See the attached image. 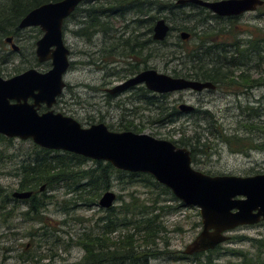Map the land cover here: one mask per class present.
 <instances>
[{
	"label": "rangeland",
	"instance_id": "rangeland-1",
	"mask_svg": "<svg viewBox=\"0 0 264 264\" xmlns=\"http://www.w3.org/2000/svg\"><path fill=\"white\" fill-rule=\"evenodd\" d=\"M101 1L103 2V0ZM149 1H159L163 5H169L175 4L177 0ZM80 9H87V5L81 4ZM174 12L178 13L175 17L168 11L158 13L157 10L151 9L149 15L156 16L157 19H165L170 27L176 29L184 25L195 27L197 33L202 31L203 28L198 25L199 23L193 16L195 11H192L190 7L185 6ZM182 13L188 15L185 20L181 18ZM210 14L209 18H206V13L202 14V17L207 19L206 23L210 28L217 31L224 27L223 33L226 36L219 35L217 38L218 41L221 40L219 44L224 41L229 42L228 44L239 41L241 49H250L252 44L259 43V52L245 54L244 58L237 61V66L233 67L232 63L229 64L222 57L223 64L231 67L237 75L245 73L247 79L257 81L254 88H246L243 84H223L214 91L185 90L170 93L164 97L134 90L133 92H124L114 99H106L104 89L122 81L121 78L127 75L125 71L129 64L133 66L139 63L140 70L154 69L159 73L176 77L173 74V69L180 72L183 66L180 61L172 58L171 52L176 51L182 54V49L191 50L197 40L190 38L185 41L188 44L178 47V43L184 42L178 36L182 31L174 30L167 38L165 50H160L159 45H151L148 49L151 53L154 49L152 56H148L145 51L144 53L140 52L139 56L135 52L132 57H122L126 51L120 47L121 37H130L133 32L139 35L145 33L144 28H136L131 23V20L136 16L129 14L124 18L119 16L105 18L108 20L102 22L109 25L112 33L107 39L99 32L88 38H83L79 37L76 31L87 20L83 13L77 12L64 25V42L70 50L71 65L64 76L67 87L53 109L74 118L82 127L102 122L110 131L121 132L125 131L124 128L127 126L132 129L134 127L129 126H136L141 133L170 142L171 140L176 141L182 132L187 131L186 135H192L196 130L197 136H203L201 143L208 141L210 149L207 150V154H201L198 150L194 153V162L192 161L191 165L193 169L212 176H252L264 173V130L258 132L259 128L257 129L255 125L252 128L248 127L249 120H252L253 124L257 121H260L261 124L264 123V5L254 12L244 13L231 22L213 18L212 16L215 15L211 12ZM228 33H231L232 36L228 37ZM39 34V30L36 28L20 31L14 40L20 49L18 55L13 54L10 46L4 40L0 43V76L2 78L15 75L17 73L15 67H18L21 72L28 68L45 69L44 66L36 65L28 55L31 42L39 37ZM143 41L144 36L141 38V42ZM103 46L106 48L111 46L113 50L117 47L118 50L117 52L111 50L107 54L109 57H113L111 62L104 64L99 69L97 64L98 62L102 63L99 52ZM211 55L215 60L216 53L212 52ZM228 55L231 58V54L228 53ZM160 104L166 109L186 104L194 107L201 114L184 113L175 123L167 125L160 121L157 122L160 119V112L157 109ZM203 111L208 113L207 120H205ZM250 114H253L251 119L248 118ZM212 122L215 131L220 130L225 137L249 139L256 148H250L249 144H244L245 148L250 149L244 153H236L233 149L239 148V145L233 144L232 150H230L225 143L220 141L217 134L215 138L207 136L206 129ZM250 129L251 132H249ZM207 137L206 141L204 138ZM194 140L197 139L194 138ZM33 145L30 140L9 139L0 135V187L10 197L13 192L18 191L21 178L17 172L20 166L29 160L30 153H33ZM186 149L189 150V148ZM52 155L55 154L52 153ZM93 166L94 160L87 159L83 164H76L74 170L78 173ZM107 191L113 192L116 196L112 206L115 208H119L124 202H129L131 197H137L140 202L147 204L157 197L158 205L164 207L161 220L166 227V233L158 243L159 248L168 253L156 259H150L149 264H193L192 258L183 257L182 251L201 231L202 225L197 208L181 205L179 200L173 199L170 195L158 194V188L145 187L140 182L128 184V177L123 174L112 175ZM104 192V190L97 192L99 197L91 206H87L85 201L87 197L91 196L90 194H94L88 187H80L75 190V185L70 188L61 185L39 193L38 200L43 204L41 211L43 222L24 219L23 213L27 211L28 204L22 200L17 202V205H8L6 213L11 207L15 211L11 216L0 215V264H23L17 257L24 256L25 250H29L36 256H47L44 263L71 264L79 262L84 252L75 244V240L84 233L96 235L101 232L107 212L98 206V201ZM45 226H48L53 234V239L49 241L41 237ZM124 232L125 230H118L112 237H118ZM227 235L229 240L221 244L220 250L217 252L218 260L221 262L237 260L231 253L232 250L256 253L251 240L264 238V222L235 228ZM53 240L56 241L53 242ZM27 245L28 247L25 249ZM37 259L24 264H31Z\"/></svg>",
	"mask_w": 264,
	"mask_h": 264
},
{
	"label": "water",
	"instance_id": "water-1",
	"mask_svg": "<svg viewBox=\"0 0 264 264\" xmlns=\"http://www.w3.org/2000/svg\"><path fill=\"white\" fill-rule=\"evenodd\" d=\"M82 1L45 3L21 19L19 29L39 27L44 33L36 42V56L39 62L51 61V69L46 73L29 69L10 78L0 77V135L30 140L43 149L107 162L120 171L152 176L184 206L195 207L199 211L201 231L182 251L184 255L213 250L228 241L227 233L235 228L264 222V174H204L192 168L188 149L177 147L168 140L133 131H110L103 123L82 127L74 118L51 110L65 86L63 75L69 66L68 50L62 40L63 21ZM175 3L193 4L226 18L254 12L264 5L263 0H177ZM152 32V39L162 42L170 32V25L160 18L154 23ZM179 38L186 41L190 34L182 31ZM7 41L11 42V38ZM140 84L157 94L185 90L201 92L215 88L211 82L171 77L146 69L109 92H121ZM29 98L33 99L32 104L28 103ZM41 103L48 111L39 114ZM178 107L183 112L193 109L186 104ZM43 189L41 186L39 191ZM31 195L30 191L12 193L18 200L29 199ZM115 200V194L106 191L98 206L109 209Z\"/></svg>",
	"mask_w": 264,
	"mask_h": 264
},
{
	"label": "trees",
	"instance_id": "trees-1",
	"mask_svg": "<svg viewBox=\"0 0 264 264\" xmlns=\"http://www.w3.org/2000/svg\"><path fill=\"white\" fill-rule=\"evenodd\" d=\"M55 1L59 0L0 1V43L3 42L5 37L16 35L18 31V22L31 9L41 4ZM83 3L87 5V9L77 10L83 13L87 20L86 27L79 32L82 37H90V34L86 32L87 30L94 29L97 31L105 29L104 23L100 22L102 20H108L105 18H112L115 16L124 18L129 14H134L136 16L132 20L138 19L140 21L139 24L145 29V33H143L144 41L135 43L134 40L129 37L128 41L122 44L123 46L125 45V50L128 51V55L125 56L129 57H132L135 52L136 55L139 56L140 52L144 53L145 51L148 56H152L151 54L154 53V49H152V53L148 49L151 45H159L160 50H165V46H167V39L162 42H155L151 38L152 27L157 20L156 16L153 17L149 15L151 9L157 10L158 13L168 11V13L170 12L171 15L175 17L178 14L174 12L175 10L188 6L192 11H195L193 12V16H195L196 22L199 23L198 25H201L203 29L200 33H197L194 26V28H192L182 25L177 29L175 27H170L171 32L174 30L186 31L190 34V38H196L197 40L191 50L182 49V54L176 51L171 52L172 58L180 61L183 66L180 72L173 69L174 76L202 82L210 81L215 85L249 83L244 73L237 75L235 72L227 71L226 69L230 67L223 64L222 57L224 60H227L229 64L232 63L233 67L237 66V61H239L240 58H244L245 54L255 51L259 52V43L256 42L252 44L250 49H241L239 41H235L231 44L224 41V43L219 44V41H221L217 40L219 35H221V37L226 36L223 33L224 27L219 28L217 31L210 28L206 23L207 19L202 17V14L206 13V18H209L211 14L204 8L193 4L163 5L159 1L155 2L149 0H103V2L101 0H84ZM181 12H183V10H181ZM181 16L183 20L188 17V15L184 13H182ZM212 17L217 18L215 16ZM238 17L219 19L231 22V20H235ZM136 24L137 23L134 25L138 28ZM227 36L229 37L232 35L228 33ZM184 44L188 43L184 41L181 42V44L178 43L177 46L183 47ZM212 52L216 53L214 57L215 60L211 57ZM228 53L231 54V58ZM134 65L130 73L139 71V65L135 67ZM15 71L20 72V69L15 67ZM142 92L148 94L144 89ZM147 99L144 100L146 101ZM157 109L160 112V119H158L157 122L160 121L167 125L175 123L181 116L176 106L166 109L160 104ZM196 112L197 115L201 114L200 111ZM202 113L204 115L205 112L203 111ZM256 116L258 115L256 114ZM207 118L208 117L205 116V120H207ZM248 123V127L252 128L253 125H255L257 129L259 128L258 132L264 130V123L261 124L260 121H257L255 124L250 123V121H248ZM212 124L213 122L208 124V128L206 129L207 136L215 138L217 134L220 141L225 143L230 150H232L231 146L233 144L239 145V148L233 149L236 153H244L250 148H256L249 139L225 137L220 130L215 131ZM129 127H134V129L128 128L127 126L124 130H134L133 132L135 133H141L136 126ZM186 132H182L181 136L176 141L171 140V142L178 147L189 148L192 161L194 153H196L197 150L201 154H207V150L210 149V143L207 141L208 137L204 138L207 142L201 143L203 136H197L196 130L192 135H186ZM249 132H251V129ZM194 138L197 140H194ZM244 144H249L250 148H245ZM32 152L33 153H30L29 160L22 164L17 172L21 178L18 191L32 192L29 199L22 200L28 204L27 211L23 213L24 219L27 221L43 222L44 220L41 214L43 204L38 200L39 193L61 185H66L69 188L75 185V190L80 187H88L94 192V194H90L91 196L87 197L85 200L87 206H91L96 198L99 197L98 191H107L110 187L112 175L116 173L126 175L128 177V184L140 182L145 187L158 188V194L170 195L173 199L175 198L167 187L159 184L148 174L120 171L115 169L111 164L103 161H94V166L92 168L77 173L74 170V166H76V164L80 165L85 163L87 158L68 152L61 153L60 151L43 149L36 145H33ZM52 153L55 155H52ZM41 186H44V189L40 192L39 189ZM157 200L156 197V199L147 204L140 202V199L137 197H131L129 202H124L119 208L111 207L109 209H103L106 210L107 215L104 217V224L101 228V232L96 235L93 233H84L76 238L75 244L83 250L84 255L79 262L71 264H149L150 259H156L168 253L159 248L158 241L162 240L163 235H165L166 227L161 220L164 207L158 205L159 201ZM19 201L21 200L11 198L8 194H5L4 190L0 187L1 216L4 214L11 216L15 210L11 207L6 213L7 206L11 204L17 205ZM181 205L183 204L181 203ZM50 230L48 226H45V229L41 232V237L48 241L53 239V234ZM118 230H125V232L122 235H118V237H112ZM32 237L34 236L32 235ZM54 241L56 240H53V242ZM251 242L257 252L250 254L240 250H232L231 253L237 259L236 261H219L217 252L220 250V245L205 253L182 255L186 258H192L193 264H264V238L252 239ZM27 247L28 245L25 246V249ZM23 255L24 256L17 257L23 264L33 261L35 258L38 259L31 264H56L51 262L44 263L43 261L48 258L47 256H36L35 254H31L29 250H25Z\"/></svg>",
	"mask_w": 264,
	"mask_h": 264
},
{
	"label": "flooded vegetation",
	"instance_id": "flooded-vegetation-1",
	"mask_svg": "<svg viewBox=\"0 0 264 264\" xmlns=\"http://www.w3.org/2000/svg\"><path fill=\"white\" fill-rule=\"evenodd\" d=\"M84 1V0H83ZM83 1H82V3H83ZM56 2V1H55ZM49 3V2H48ZM81 3V4H82ZM45 4V3H44ZM80 4V5H81ZM176 4V3H175ZM42 5V4H41ZM80 5L75 9V11L70 15V16H68L64 21H63V26H62V40H63V43H64V45H65V47L67 48V50H68V56H67V58H68V62H69V66H68V68H67V70H66V72H65V74L67 73V71L69 70V67H70V65H71V63H70V60H69V56H70V50L68 49V47L66 46V44H65V42H64V25H65V23L67 22V20L69 19V18H71V17H73L74 15H76V13L78 12V13H81V12H79V11H77L78 9H80ZM177 5V4H176ZM184 5V4H183ZM40 6V5H39ZM132 6V5H131ZM38 7V6H37ZM36 8V7H35ZM34 9V8H33ZM32 10V9H31ZM30 10V11H31ZM208 11V10H207ZM217 15H215V17H216ZM227 19L226 17H219V16H217V19ZM229 18V17H228ZM158 20V19H157ZM156 20V21H157ZM103 21V20H102ZM102 21H100V22H102ZM155 21V22H156ZM154 22V23H155ZM20 22H18V24H19ZM102 23H104V25H105V29H100V30H94V29H90V30H87L86 32L87 33H89L90 34V36L91 35H94L95 33H100V34H102L103 36H104V38L105 39H107L108 37H109V35L110 34H112L111 33V31H110V28H109V25H107V23H105V22H102ZM131 23L134 25L135 23H137L136 24V26H138V28H143L142 27V25L141 24H139L140 23V21L137 19H135V20H131ZM18 24H17V29H18V31L16 32V35L15 36H7V37H5L4 38V42L6 43V44H8L9 46H10V48H11V50H12V52H13V54H15V55H18L19 53H20V49H19V47L14 43V40H15V37L17 36V34L20 32V31H22V30H24V29H19L18 28ZM86 25H87V22L85 21L84 23H83V26L79 29V30H77L76 31V34L79 36V37H82V36H80V34H79V32L83 29V28H85L86 27ZM135 26V25H134ZM154 26V25H153ZM29 28H36V29H38L39 30V32H40V34H39V37H37V38H35L34 39V41H32L31 42V45H30V50H29V52H28V55L32 58V60L35 62V64L36 65H40V66H44L45 67V69L44 70H37V69H35V68H28V69H26V70H29V69H35L36 71H38V72H40V73H46L47 71H49L50 69H51V61H49V60H47V61H43V62H39L38 61V58H37V56H36V42L43 36V32H42V30L39 28V27H29ZM29 28H25V29H29ZM152 30H153V27H152ZM133 32V31H132ZM151 33H153V32H151ZM171 33V31L169 32V34ZM180 33V32H179ZM168 34V35H169ZM179 36V35H178ZM133 40H134V42L135 43H139L140 41H141V38H143V34L142 35H139L138 33H136L135 34V32H133L132 33V35L130 36ZM7 38H11V42H8L7 41ZM83 38H88V37H83ZM128 38L129 37H121V45H120V47L121 48H123V49H126V47H124L122 44L124 43L125 44V42L126 41H128ZM151 38H152V35H151ZM167 38H168V36H167ZM166 38V39H167ZM143 40V39H142ZM153 40V39H152ZM154 41V40H153ZM155 42H157V41H155ZM13 46H16V49H13ZM105 46V45H104ZM103 46V48L101 49V51L99 52V56L101 57V59H100V61H102V63L101 64H99V62H98V64H97V67H99V69L100 68H102L103 66H104V64H109L111 61V59L113 58V57H109V55H107L111 50L112 51H115V52H117V47H115L114 48V50L112 49V47L110 46L109 48H106V47H104ZM126 51V50H125ZM121 52H123V51H121ZM127 52L128 51H126V53H123V56L122 57H126L125 55H127ZM109 60V61H108ZM93 64V63H92ZM137 65H139V63L138 64H136V65H134V67L135 66H137ZM95 67H96V64L94 65ZM131 66H132V64H129L128 65V69L125 71V72H127V75L126 76H124V77H122L121 79H122V81H120L118 84H115V85H112L111 87H109V88H105L104 89V92H105V98L106 99H114V98H116V97H118L120 94H122V93H124V92H133L134 90H138V91H142L143 89L144 90H146L149 94H152V95H160V96H165V95H167V94H157V93H153V92H150V91H148L145 87H144V85H136V86H133V87H130V88H128V89H126V90H123V91H121V92H117V93H110L109 91L110 90H112V89H114V87H116V86H118V85H121L122 83H124L126 80H128V79H130V78H132V77H134L135 75H137L138 73H140V72H142V71H144V70H146V69H143V70H140L139 68V71L138 72H134V73H130V69H132L131 68ZM140 67V66H139ZM137 68V67H136ZM26 70H24V71H26ZM227 71H229V72H233L232 71V68L230 67V68H228V69H226ZM24 71H20V72H18L17 71V73L15 74V75H18V74H21V73H23ZM130 73V75L128 76V74ZM65 74L63 75V82L65 83V81H64V76H65ZM245 74V73H244ZM15 75H13V76H15ZM124 75V74H123ZM13 76H10V77H13ZM1 77V76H0ZM10 77H8V78H10ZM193 80V79H192ZM208 82H210V81H208ZM248 84H243V86H245L246 88H249V89H251V88H254L256 85H257V81H255V80H251V79H249L248 78ZM213 84V83H212ZM213 85H215V84H213ZM223 84H221V85H215V88L213 89V90H209V89H206V90H209V91H214L217 87H219V86H222ZM67 87V84L65 83V86H64V88H63V90H62V93L57 97V99H56V103L51 107V110L54 112V113H60V112H56L54 109H53V107H55V105H57V103H58V101H59V98L62 96V94H63V91L65 90V88ZM204 91V90H203ZM181 92V91H180ZM202 92V91H201ZM173 93H175V92H173ZM168 94H170V93H168ZM28 103L29 104H32L33 103V99H31V98H29L28 100ZM11 103H14V102H11ZM151 106H153V105H151ZM179 106V105H178ZM177 106V109L179 110V113L182 115V114H184V113H186V114H191V115H193V114H197V110H195L194 109V107H193V109L191 110V111H189V112H183V111H181L180 109H179V107ZM48 111V109L46 108V105L44 104V103H41L40 104V107H39V109H38V113L39 114H42V113H44V112H47ZM206 113V112H205ZM205 113H204V115H205ZM62 114V113H61ZM208 113H206V115H207ZM205 115V116H206ZM252 115L253 114H250V115H248L249 117V119H251V118H253L252 117ZM250 121V123H254L252 120H249ZM99 123H102V122H99ZM104 124V123H103ZM4 137V136H3ZM191 156V155H190ZM192 159V158H191ZM259 224V223H258Z\"/></svg>",
	"mask_w": 264,
	"mask_h": 264
},
{
	"label": "bare ground",
	"instance_id": "bare-ground-1",
	"mask_svg": "<svg viewBox=\"0 0 264 264\" xmlns=\"http://www.w3.org/2000/svg\"><path fill=\"white\" fill-rule=\"evenodd\" d=\"M23 17H24V16H23ZM23 17H22V18H23ZM22 18H21V19H22ZM21 19H20V21H21ZM20 21H19V22H20ZM261 174H264V173H261ZM104 193H105V192H104ZM104 193H103V194H104ZM11 197L13 198L12 195H11ZM189 244H190V243H189ZM189 244H188V245H189ZM188 245H187V246H188ZM187 246H186V247H187ZM186 247H185V248H186Z\"/></svg>",
	"mask_w": 264,
	"mask_h": 264
}]
</instances>
